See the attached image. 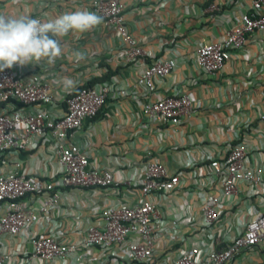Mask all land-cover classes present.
I'll use <instances>...</instances> for the list:
<instances>
[{
	"label": "crops",
	"instance_id": "crops-1",
	"mask_svg": "<svg viewBox=\"0 0 264 264\" xmlns=\"http://www.w3.org/2000/svg\"><path fill=\"white\" fill-rule=\"evenodd\" d=\"M92 1L0 0V14L40 17L43 21L77 10L93 12ZM121 2L126 28L148 50V58L125 62L119 35L103 21L89 32L58 37L63 51L54 64L41 61L12 68L18 76L35 74L49 85L52 101L47 106L55 115L64 112V99L74 88L91 81L109 84L112 92L98 114L85 119L68 141L79 146L92 167L110 171L120 186L61 187L62 166L55 153L56 141L49 137L32 136L25 149L0 156V173L17 169L54 183L59 191L57 203L47 213H39L35 224L16 235L0 236L1 249L9 257L6 264H140L124 258V245L102 250L86 243L85 235L89 226H101L99 217L105 207L139 203L147 151L169 174L181 173L175 189L148 196L161 213L149 259L152 264H167L191 248H197L199 258H203L223 241L240 234L256 213L264 211L263 34L253 33L240 48L232 50L215 77L205 76L195 64L196 48L222 39L249 10L251 0ZM77 52L84 58L77 60ZM167 57L175 58L176 65L168 76L155 80L153 91L136 84L147 63ZM63 78L72 79L75 86L65 89ZM119 87L130 93L118 96L113 91ZM179 94L192 100V118L163 124L143 116L144 103ZM16 106L25 111L43 107ZM240 142L246 148L244 167L262 169L261 180H240L235 192L225 195L209 163L222 160L229 147ZM187 171H194V176L186 177ZM210 196L219 199V219L206 225L202 204ZM47 197L48 193H41L30 203L36 206ZM4 211L0 205V214ZM35 234L53 235L77 249L52 263L30 258L29 239ZM130 238L137 239L134 235ZM225 264H264V247L248 249Z\"/></svg>",
	"mask_w": 264,
	"mask_h": 264
},
{
	"label": "built area",
	"instance_id": "built-area-1",
	"mask_svg": "<svg viewBox=\"0 0 264 264\" xmlns=\"http://www.w3.org/2000/svg\"><path fill=\"white\" fill-rule=\"evenodd\" d=\"M210 8L217 7L211 5ZM123 10L121 0L92 1V11L103 17L104 23L119 35L124 61L148 58V50L129 34ZM262 10L264 0H251L249 10L240 15L238 22L222 39L204 43L196 48L195 64L205 76H217L229 60L231 51L240 48L253 33L259 31L264 37ZM175 65L173 57L152 60L145 65L136 84L151 92L155 88V80L168 76ZM111 92L112 89L106 81L83 84L68 93L64 99V112L55 115L47 106L52 101L47 83L38 75L23 78L16 75L13 69H5L0 72V156L11 150L25 149L32 136L49 137L56 141L55 153L62 166L61 187L118 188L120 182L110 171L92 167L79 146L68 141V138L82 127L85 119L98 114ZM113 92L118 96L130 93L120 87L115 88ZM16 104L43 107L25 111L22 107L17 108ZM193 108L190 97L179 94L148 101L143 104L141 111L151 122L179 124L192 118ZM146 154L149 158L139 183V203L136 206L121 204L105 207L99 217L101 226H89L85 235L86 243L99 246L102 250L115 244L124 245V258L140 264H152L149 259L153 254L156 222L161 218L160 211L148 196L173 190L181 182V173L169 174L159 160L151 158L150 151ZM245 156V145L240 142L232 144L222 160L210 161L213 174L220 179L223 194L234 193L240 180L252 183L261 180L262 169L244 167ZM185 176L193 177L194 171H187ZM41 193H48V197L36 206L31 204L30 202ZM58 198L59 191L52 182L28 176L17 169L0 173V205L5 207V211L0 214V236L4 233L16 235L35 224L39 213H47L49 207L57 203ZM218 201L217 196L204 200L202 213L206 225L218 221ZM131 235L137 239H131ZM29 243L31 248L28 257L38 258L46 263L64 258L77 249L75 244L62 243L50 234H35L30 237ZM259 245L264 247V211L256 213L240 234L223 241L218 249L205 257L199 258V250L191 248L167 264H225L240 253ZM8 261V255L3 253L0 246V264H6Z\"/></svg>",
	"mask_w": 264,
	"mask_h": 264
},
{
	"label": "clouds",
	"instance_id": "clouds-1",
	"mask_svg": "<svg viewBox=\"0 0 264 264\" xmlns=\"http://www.w3.org/2000/svg\"><path fill=\"white\" fill-rule=\"evenodd\" d=\"M102 22L103 17L86 10L63 13L43 21L25 15L0 14V72L41 61L54 64L63 51L58 37L89 32ZM83 58L82 53H76L77 60ZM62 83L65 89L75 86V81L69 78H63Z\"/></svg>",
	"mask_w": 264,
	"mask_h": 264
},
{
	"label": "trees",
	"instance_id": "trees-1",
	"mask_svg": "<svg viewBox=\"0 0 264 264\" xmlns=\"http://www.w3.org/2000/svg\"><path fill=\"white\" fill-rule=\"evenodd\" d=\"M93 83H94V82L91 81V82H88L87 84H93Z\"/></svg>",
	"mask_w": 264,
	"mask_h": 264
}]
</instances>
